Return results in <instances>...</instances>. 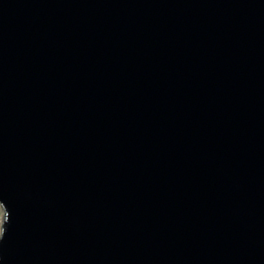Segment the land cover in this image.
I'll use <instances>...</instances> for the list:
<instances>
[{
    "label": "water",
    "instance_id": "95a60500",
    "mask_svg": "<svg viewBox=\"0 0 264 264\" xmlns=\"http://www.w3.org/2000/svg\"><path fill=\"white\" fill-rule=\"evenodd\" d=\"M0 264H264V0H0Z\"/></svg>",
    "mask_w": 264,
    "mask_h": 264
},
{
    "label": "rangeland",
    "instance_id": "374dc122",
    "mask_svg": "<svg viewBox=\"0 0 264 264\" xmlns=\"http://www.w3.org/2000/svg\"><path fill=\"white\" fill-rule=\"evenodd\" d=\"M3 214H4V211L0 205V233H1V224H2V220H3Z\"/></svg>",
    "mask_w": 264,
    "mask_h": 264
}]
</instances>
